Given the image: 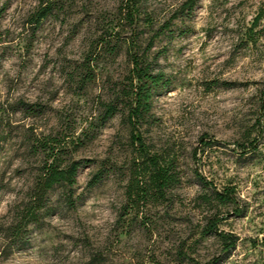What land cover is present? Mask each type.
<instances>
[{
	"label": "rangeland",
	"instance_id": "rangeland-1",
	"mask_svg": "<svg viewBox=\"0 0 264 264\" xmlns=\"http://www.w3.org/2000/svg\"><path fill=\"white\" fill-rule=\"evenodd\" d=\"M39 1L0 0V102L21 99L37 111L10 114L0 152V264L203 263L220 249L201 234L204 217L227 206L207 201L195 169L219 186H237L250 204L244 218L219 223L240 238L221 264H264L250 240L264 227V140L254 155L207 142L193 158L200 136L232 142L256 133L264 16L256 24L255 17L264 0H197L191 11H182L185 0H136L133 26L122 19V0H63L36 27ZM252 25L255 43L247 36ZM128 41L165 83L140 127L150 154L170 170L163 194L149 186L133 195L146 168L137 169L129 124L120 113L103 124L98 118L102 101L126 103ZM35 136L56 145L60 165H81L71 190L50 191L52 208L38 224L9 231L8 209L45 157L30 149Z\"/></svg>",
	"mask_w": 264,
	"mask_h": 264
},
{
	"label": "trees",
	"instance_id": "trees-1",
	"mask_svg": "<svg viewBox=\"0 0 264 264\" xmlns=\"http://www.w3.org/2000/svg\"><path fill=\"white\" fill-rule=\"evenodd\" d=\"M63 0H40L38 8L32 14V22L38 27L40 23L52 15L56 9L57 3H61ZM197 0H185L182 3V11L194 8ZM123 7L120 10L123 20H127L130 26H133L134 22L133 13L135 8H138L136 0H122ZM264 16V3L260 8V12L255 17V24L258 20ZM136 26V24L134 25ZM256 25H252L247 29L248 41L255 43L256 39L253 34V28ZM262 34V32H261ZM99 45L102 50H107L109 46L108 40L102 35L99 37ZM153 39L147 45V50L151 48ZM134 43L128 41L129 60L131 63L129 73V91L126 94V103L117 102V98L102 101L101 108L98 114L100 124L107 122L113 118L116 114H122L124 120L127 121L130 127V137L132 144L136 147L138 153V170L144 168L143 175L140 177L142 181H139V177H136V191L134 196L144 195L147 187L151 186L156 191L163 194L165 188L169 185L171 180L170 170L165 163H161L155 155H151L148 151V147L140 132L142 122L151 116V107L153 96L159 89L164 87V81L161 73H156L150 67L148 60L144 58V55L138 54L137 51H131L129 45ZM133 48V47H132ZM89 66L88 60L85 61ZM168 87H166L167 90ZM21 111L25 116L34 115L37 111L35 104L23 101L21 99L9 103L0 102V152L4 148V144L7 140V127L9 126L10 114ZM253 127L256 133L252 137H248L245 140H235L232 142H224L217 139H207V136H200L198 144L193 149V158L196 159L199 151H203V146L210 142L213 146L232 145V150L237 153L239 157H245L258 153L261 149L264 140V82L260 91L258 113L254 120ZM34 136V134H32ZM207 139V140H206ZM55 142V141H54ZM39 147L40 152L45 156L42 164L37 168V171L30 183L26 188L21 198H18L9 209L8 214L10 220L6 229L12 231L14 229L28 231L27 226L29 224H38L40 215L44 211L52 208L50 205H46L48 195L50 191L57 187H64L70 189L76 182V175L81 165L80 161L71 160L64 165L56 162V154L59 149L56 148L54 143H43L37 137H33V141L30 144V149L35 152ZM56 150V151H55ZM194 176L197 184L201 187L208 189L209 195L207 201H213L217 205L227 206L224 211L217 210L204 217L203 226L201 228V234L203 236H211L216 238L220 242L219 251L213 255L207 261L198 264H221L231 253L235 250L239 241V236L233 231H226L219 227V223L229 218H244L249 211V201L244 195L239 192V189L235 185H222L219 186L213 181L209 180L198 169L194 170ZM101 175L99 172L95 173L89 184H95L99 181ZM132 193H128V198H132ZM207 196V195H205ZM71 198V194L68 195L67 200ZM263 226H264V207L262 210ZM256 234L255 237H251V245L254 249L258 250L264 255V227Z\"/></svg>",
	"mask_w": 264,
	"mask_h": 264
}]
</instances>
